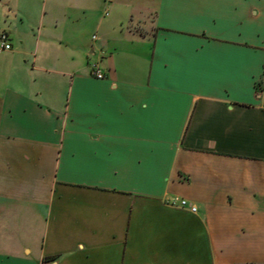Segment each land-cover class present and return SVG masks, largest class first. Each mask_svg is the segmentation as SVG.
Returning <instances> with one entry per match:
<instances>
[{
    "label": "crops",
    "instance_id": "0c3cea01",
    "mask_svg": "<svg viewBox=\"0 0 264 264\" xmlns=\"http://www.w3.org/2000/svg\"><path fill=\"white\" fill-rule=\"evenodd\" d=\"M0 33V264H264V0H0Z\"/></svg>",
    "mask_w": 264,
    "mask_h": 264
},
{
    "label": "built area",
    "instance_id": "2783aa9c",
    "mask_svg": "<svg viewBox=\"0 0 264 264\" xmlns=\"http://www.w3.org/2000/svg\"><path fill=\"white\" fill-rule=\"evenodd\" d=\"M11 50H12V45H11V40H10L9 35L5 33H0V53L11 51ZM93 74L96 79H99V80L104 79L103 73L96 67H94ZM167 205L170 207L187 210L193 214L197 213V208L194 205L184 200L175 199L171 202H167Z\"/></svg>",
    "mask_w": 264,
    "mask_h": 264
},
{
    "label": "rangeland",
    "instance_id": "374dc122",
    "mask_svg": "<svg viewBox=\"0 0 264 264\" xmlns=\"http://www.w3.org/2000/svg\"><path fill=\"white\" fill-rule=\"evenodd\" d=\"M95 61H97V60L95 59Z\"/></svg>",
    "mask_w": 264,
    "mask_h": 264
}]
</instances>
